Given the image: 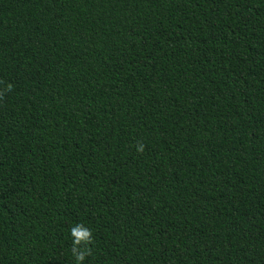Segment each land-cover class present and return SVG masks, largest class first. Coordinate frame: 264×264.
Instances as JSON below:
<instances>
[{
	"label": "trees",
	"instance_id": "1",
	"mask_svg": "<svg viewBox=\"0 0 264 264\" xmlns=\"http://www.w3.org/2000/svg\"><path fill=\"white\" fill-rule=\"evenodd\" d=\"M77 223L83 264H264V0H0V264Z\"/></svg>",
	"mask_w": 264,
	"mask_h": 264
},
{
	"label": "clouds",
	"instance_id": "2",
	"mask_svg": "<svg viewBox=\"0 0 264 264\" xmlns=\"http://www.w3.org/2000/svg\"><path fill=\"white\" fill-rule=\"evenodd\" d=\"M12 85H7V90H11ZM137 152L142 153L145 149V145L141 142H137L135 145ZM70 238L72 242L71 253L75 258L76 264H83L85 259L91 255L92 249L90 245L93 244V232L92 229L86 227L83 224H75L70 228Z\"/></svg>",
	"mask_w": 264,
	"mask_h": 264
}]
</instances>
